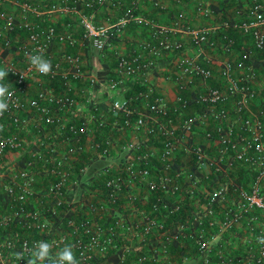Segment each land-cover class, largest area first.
Instances as JSON below:
<instances>
[{"label": "built area", "instance_id": "built-area-1", "mask_svg": "<svg viewBox=\"0 0 264 264\" xmlns=\"http://www.w3.org/2000/svg\"><path fill=\"white\" fill-rule=\"evenodd\" d=\"M143 1L0 0V67L13 69L5 83L15 93V103L0 117V264H27L26 259L16 261L14 254L41 239L74 244L83 264H164L159 249H167L173 241L182 245L192 240L196 251L210 262L204 229L230 230L238 224L252 235L255 254L251 257L264 260V246L255 239L264 234V82L254 84L261 63L257 54H264V1L231 0L234 7L223 19L225 29L218 41L211 39L209 26L193 31L196 42L218 46L226 53L219 62L222 83L189 95L179 93L172 103L149 86L150 99L145 108H139L127 98H115L129 89L130 83L121 81H134L152 70L161 46L172 41L167 27L142 13ZM150 1L159 9L166 6L163 0ZM194 2L197 13L213 12L206 0ZM51 16L74 21L59 25L48 20ZM184 17L183 11L177 13L179 20ZM131 25L149 26L152 38L116 55L106 94L112 99L111 109L122 113L120 127L145 125L147 131L166 137L157 157L139 143L129 142L127 158L98 167L84 179L85 166L75 161V155L83 139L95 132L103 134L108 122L94 98L97 78L86 69V53L74 49L58 54L55 43L103 51ZM231 28L250 39L251 46L237 45L238 38L228 31ZM172 45L178 50L183 47L179 40ZM236 46L238 55L232 57L228 53ZM34 50L51 61L50 75H39L30 68L25 53ZM174 74L178 78L195 75L204 81L217 76L200 51L193 56L180 54ZM31 80L36 87L29 95ZM74 80L82 83L80 93L73 91ZM232 96L240 134L227 122L231 114L227 101ZM256 96L259 103L252 109L250 103ZM80 97L85 112L78 105ZM191 103L197 110L171 127ZM50 126L55 128L51 135L45 132ZM195 129L202 131L207 143L191 137ZM182 141L190 156L189 168L179 166L173 156ZM98 144L103 156L110 154L113 141L108 135ZM155 159L161 171H154ZM239 166L250 174L248 181L234 177ZM203 167L209 171L203 173ZM202 178L207 180L203 195L198 191ZM97 184L102 187L99 201L91 197L94 189L90 186ZM77 188L80 197L75 199ZM141 190L153 193L145 208ZM197 194L202 201L189 221L168 229V218L184 203L180 195L193 198ZM212 264H226L221 252L217 251Z\"/></svg>", "mask_w": 264, "mask_h": 264}, {"label": "crops", "instance_id": "crops-1", "mask_svg": "<svg viewBox=\"0 0 264 264\" xmlns=\"http://www.w3.org/2000/svg\"><path fill=\"white\" fill-rule=\"evenodd\" d=\"M165 2V8L159 9L154 7L150 0H144L141 4V11L144 15L153 18L156 23L167 27L170 32H167L170 40H179L183 43V47L179 50L172 45V41L169 42L168 46H161L160 52L155 56V66L142 77H138L134 81L129 79H123L121 82L130 83L129 89L120 91L115 95V98L124 99L127 98L130 103L139 108H145L147 101L150 99L147 89L152 86L154 89L159 91L168 103H172L177 94L183 95L193 94L196 91H200L209 84L222 83V77L219 74V62L226 57V53L218 46L209 44H200L195 41L193 31L200 29L203 26H209L211 28L210 37L214 41H218L220 33L225 29L223 26V19L231 12L234 4L231 0H206L213 9L210 14L197 13L195 11V0H187L182 3H177L174 0H163ZM248 0H243L246 3ZM264 1V0H262ZM105 11L111 15L115 14L114 10L105 9ZM183 11L185 17L183 19L177 18V13ZM48 20L55 21L59 25H63L67 20H71L70 17L51 16ZM71 21H74L73 19ZM178 22L179 27H176ZM228 31L238 38L237 45L245 43V45L251 46L250 39H243L237 30L228 29ZM160 37V35H159ZM152 31L149 26L146 25H131L124 29L122 33L116 36L112 45L105 48L103 51H98L92 46H69L65 43L56 42L54 52L60 54L66 50H82L86 53V69L88 73L93 77L97 78L94 88V98L96 102L100 104V107L104 110L108 124L102 132H95L92 135L85 137L82 141V149L75 155V161L85 166V172L83 178L86 179L92 171L103 165H115L118 161L127 158L130 152L127 150L126 145L129 142L139 143L141 148L152 151L154 157H157L162 150V141L166 137L161 132H149L145 125L135 126L126 125L123 127L119 126L121 121L122 113L111 109V98L107 96V82L112 77L111 68L115 63V58L118 53H125L137 45L141 40L151 39ZM200 51L202 58H207L208 64L212 67L217 76L215 79L204 81L198 76L184 74L179 78L174 74L176 61L180 54L182 55H197ZM238 46L234 47L230 53L232 57L238 55ZM242 69H238L241 71ZM264 82V61L258 64L257 75L254 84ZM81 82L78 80L73 81V91L80 93L79 87ZM182 84V87L180 86ZM36 87V82L31 80L28 84V94H32ZM235 96H232L227 101V106L230 109V117L228 123H231L234 128V132L237 134L241 133L240 121L236 119L234 112L232 111L233 102ZM259 103V96L254 97L251 100L250 106L252 109H256ZM79 107L85 112L86 108L83 99L80 97L78 100ZM198 106L195 103H191L183 108L181 115H177L174 119V123L171 127L174 128L175 124L178 123L183 117L196 111ZM162 119V118H161ZM118 120V121H117ZM50 130H46V134L55 133V128L50 126ZM103 135H108L113 145L110 149V154L103 156L100 149ZM195 141L201 143H207L203 133L200 129H195L193 135H191ZM50 138V136L48 137ZM185 142L182 141L181 147L178 151L173 153L175 162L181 167H190V156L184 150ZM157 168L155 172L161 171L159 160L155 159ZM234 170L233 175L235 178L241 181H248L249 173L239 166ZM203 173L209 171L207 167H203ZM207 180L201 179L198 185L199 193L205 191L207 187ZM94 189L91 197L96 201L102 199L100 195L101 185L90 186ZM140 194L143 198L141 204L142 208L148 207L149 201L153 197L151 191L141 190ZM184 203L182 207L167 220L172 226H177L180 222L189 221L188 216L196 212L200 207L202 197L198 194L193 198H185L180 195ZM73 197L78 199L80 197L79 188L74 192ZM123 213V210L121 211ZM195 223V221H194ZM197 222L193 225L194 229H197ZM204 235L206 236L209 246L207 252L210 262H207L204 254H197L196 249L193 245V241L189 240L185 242L184 248L180 249L175 243L170 245L167 249H159L160 258L164 264H212L216 259L217 251L223 254L226 264H257L256 260L251 257L255 254V243L251 240L252 235L246 231L243 225L238 224L230 230L220 231L215 226L207 227L204 229ZM252 251V252H250ZM184 254L188 255L187 259H183ZM243 258L241 261L239 258Z\"/></svg>", "mask_w": 264, "mask_h": 264}, {"label": "clouds", "instance_id": "clouds-1", "mask_svg": "<svg viewBox=\"0 0 264 264\" xmlns=\"http://www.w3.org/2000/svg\"><path fill=\"white\" fill-rule=\"evenodd\" d=\"M27 62L31 69L42 76L50 75L53 65L50 60L38 52L25 53ZM12 68L0 67V117H3L10 107L15 103L14 91L10 89L9 84L5 83ZM22 78H26L23 72L20 73ZM257 244L264 246V234L257 236ZM74 244L63 243L57 244L55 241L47 239L37 240L31 248L27 245L14 254L16 261L27 260V264H83L82 259L78 258L74 251Z\"/></svg>", "mask_w": 264, "mask_h": 264}, {"label": "trees", "instance_id": "trees-1", "mask_svg": "<svg viewBox=\"0 0 264 264\" xmlns=\"http://www.w3.org/2000/svg\"><path fill=\"white\" fill-rule=\"evenodd\" d=\"M256 52H257V51H256ZM256 52H255V53H256ZM257 56H258V57H257V61H264V54H260V53H258ZM166 226H167L168 229H173V228L175 229V228H176L175 226L170 225L169 222L167 223ZM174 243H175L176 245H178L180 249L184 248V246L187 244V243H186V244L184 243V244L180 245V244H179V241H173L170 245H172V244H174ZM170 245H168V247H169ZM196 252H197V254H199L198 251H196ZM256 263H257V264H264V260L261 261V262H256ZM147 264H148V263H147Z\"/></svg>", "mask_w": 264, "mask_h": 264}]
</instances>
